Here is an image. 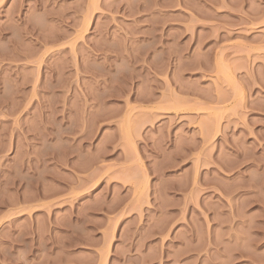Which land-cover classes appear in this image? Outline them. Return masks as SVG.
I'll return each instance as SVG.
<instances>
[{
	"label": "rangeland",
	"instance_id": "rangeland-1",
	"mask_svg": "<svg viewBox=\"0 0 264 264\" xmlns=\"http://www.w3.org/2000/svg\"><path fill=\"white\" fill-rule=\"evenodd\" d=\"M0 264H264V0H0Z\"/></svg>",
	"mask_w": 264,
	"mask_h": 264
}]
</instances>
